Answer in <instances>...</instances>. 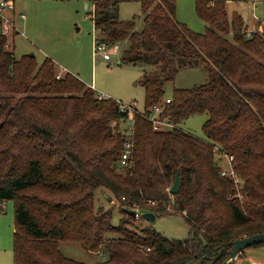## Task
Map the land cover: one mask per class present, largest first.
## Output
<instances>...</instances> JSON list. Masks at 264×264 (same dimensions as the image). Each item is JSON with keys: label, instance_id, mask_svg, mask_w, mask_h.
<instances>
[{"label": "trees", "instance_id": "trees-1", "mask_svg": "<svg viewBox=\"0 0 264 264\" xmlns=\"http://www.w3.org/2000/svg\"><path fill=\"white\" fill-rule=\"evenodd\" d=\"M140 1L141 30L119 18V0H92L91 10L96 43L126 40L121 60L151 66L130 138L118 130L128 115L120 100L98 98L71 71L57 77L51 57H15L0 34V203L14 202L13 264H87L63 253L59 239L80 241L99 255L96 264H210L224 244L214 263L221 264L229 241L264 231V31L247 36L244 19L229 17L224 0H195L208 24L203 32L175 18V0ZM198 62L207 80L166 96L165 81ZM167 97L161 116L177 125L158 130L148 114ZM195 113L207 114L206 139L179 126ZM126 140L129 163L121 166ZM220 152L233 157L238 184L222 173ZM108 191L124 213L117 225L111 208L96 203ZM135 208L183 215L189 236L131 228Z\"/></svg>", "mask_w": 264, "mask_h": 264}, {"label": "rangeland", "instance_id": "rangeland-1", "mask_svg": "<svg viewBox=\"0 0 264 264\" xmlns=\"http://www.w3.org/2000/svg\"><path fill=\"white\" fill-rule=\"evenodd\" d=\"M224 1L229 17L236 12L246 24V20H252L246 29L258 27L259 19L254 17L264 18V0ZM175 3V18L178 21L191 30L203 32L206 29L208 24L198 16L195 0H175ZM91 10L92 0H14V7H5L4 11L17 26V30L8 35L15 57L33 53L38 62L51 57L60 68L58 73L71 71L108 97L135 103L142 110L146 93L142 77L151 66L144 62L121 60V50L128 43L126 40L108 46L110 58H104V51L96 47V38L100 34L93 26ZM118 15L122 20L133 19L136 30L144 26L140 0H119ZM207 78L208 71L202 62L184 64L174 79L165 81V95L170 97L174 88H190L205 82ZM206 118V113H195L181 121L179 126L206 139L202 131ZM219 160L221 168L226 169L228 163L225 157L221 156ZM110 197L109 191L107 194L98 192L96 203L111 208V221L117 225L124 213L119 202ZM239 198L242 200L241 196ZM3 202L0 203V264H13L14 202L13 199ZM141 212L138 210V214ZM129 226L137 231L151 226L165 236L174 238H186L190 231L188 222L181 214H159L152 221L136 216ZM58 243L66 255L87 264H96L99 255L88 251L80 241L59 239ZM189 264L198 263L192 261ZM234 264H264V244L246 246L238 253Z\"/></svg>", "mask_w": 264, "mask_h": 264}, {"label": "built area", "instance_id": "built-area-1", "mask_svg": "<svg viewBox=\"0 0 264 264\" xmlns=\"http://www.w3.org/2000/svg\"><path fill=\"white\" fill-rule=\"evenodd\" d=\"M5 7L13 8L14 3L12 0H0V34H5L9 35L14 30H17V26L14 24V22L8 17V15L5 13ZM21 16H23V13H21ZM259 19L258 22V27L255 28H247L245 33L247 36H251L252 33L256 30L259 31H264V18H257ZM96 47L101 48L103 52V57L104 58H110V53L109 50L107 49V45L105 43L97 42ZM60 76V73L57 74V77ZM92 88H94L93 84L90 85ZM95 89V88H94ZM97 91V97L98 98H107L108 96L103 93L102 91ZM170 99L167 97L165 100L162 102H158L152 105V112L149 115V119L152 121L153 126L155 129L158 130H163L167 128H174L176 127V123L173 122L172 120L168 119L166 116H161L163 114L164 109L167 105V102H169ZM119 108L121 111H127L128 115L127 118L123 121H120L121 124L119 126V131L127 134V136L130 138L134 129L135 125V119H134V114L138 110L137 106L135 103H125L123 101H119ZM216 150H220L217 146H215ZM130 151H131V142L129 140H126L124 143V149L121 153L120 157V165L121 166H126L129 163V156H130ZM220 156H224L225 159L227 160L228 167L225 169H222L223 174H231L238 184L239 179L236 177L235 170L233 168V157L225 152H220ZM238 187V185H237ZM238 196H242L240 193H238ZM136 210V216H139L138 214V208H135Z\"/></svg>", "mask_w": 264, "mask_h": 264}, {"label": "water", "instance_id": "water-1", "mask_svg": "<svg viewBox=\"0 0 264 264\" xmlns=\"http://www.w3.org/2000/svg\"><path fill=\"white\" fill-rule=\"evenodd\" d=\"M179 186H180V173H179V170H177L175 173L174 180H173V182L169 188L170 192L173 194L177 193L179 190ZM131 213L136 216V210H131ZM139 217L145 218L146 220H149V221H152L155 218V213L150 211V210H146V211H142L139 214ZM260 242H264V231L254 233L251 235H245V236L238 237V238H235V239L229 241L228 245L231 246L229 255L221 264H234L236 261V258L238 256V253L241 250H243V248H245L246 246L255 244V243H260ZM220 248H221V251L211 261L210 264H214L215 261L217 260V258L221 255L222 250L224 248V244H221Z\"/></svg>", "mask_w": 264, "mask_h": 264}, {"label": "crops", "instance_id": "crops-1", "mask_svg": "<svg viewBox=\"0 0 264 264\" xmlns=\"http://www.w3.org/2000/svg\"><path fill=\"white\" fill-rule=\"evenodd\" d=\"M12 1H13V3H14V0H12ZM254 18L257 19L256 17H254ZM255 19H254V20H255ZM251 21H252V20H246V22H247V26H249V24L251 23ZM248 22H250V23H248ZM64 70H65V69H64Z\"/></svg>", "mask_w": 264, "mask_h": 264}, {"label": "bare ground", "instance_id": "bare-ground-1", "mask_svg": "<svg viewBox=\"0 0 264 264\" xmlns=\"http://www.w3.org/2000/svg\"><path fill=\"white\" fill-rule=\"evenodd\" d=\"M33 55V54H32Z\"/></svg>", "mask_w": 264, "mask_h": 264}]
</instances>
